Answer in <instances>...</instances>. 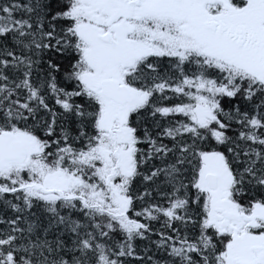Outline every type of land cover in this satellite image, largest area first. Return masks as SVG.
<instances>
[{
    "label": "snow or ice",
    "instance_id": "obj_1",
    "mask_svg": "<svg viewBox=\"0 0 264 264\" xmlns=\"http://www.w3.org/2000/svg\"><path fill=\"white\" fill-rule=\"evenodd\" d=\"M0 264H264V0H0Z\"/></svg>",
    "mask_w": 264,
    "mask_h": 264
}]
</instances>
